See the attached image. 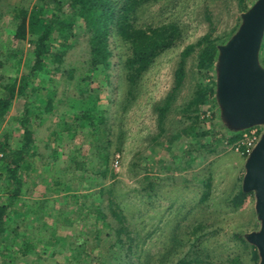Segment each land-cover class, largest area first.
Returning <instances> with one entry per match:
<instances>
[{
	"label": "trees",
	"instance_id": "obj_1",
	"mask_svg": "<svg viewBox=\"0 0 264 264\" xmlns=\"http://www.w3.org/2000/svg\"><path fill=\"white\" fill-rule=\"evenodd\" d=\"M160 1L162 0H36L30 7L20 5L9 8L16 46L0 49V127L14 103L18 100H23L24 103L17 108L14 117L18 123L14 132L17 134L10 130L0 140L4 153L0 165V264H12L11 259L19 255L28 257L29 261L39 258L37 241L43 244V252L48 248L53 249L51 257L67 254V258L60 264H153V257L146 249H142L144 238L137 229L130 226L114 199L115 193L106 188L104 182L114 175V171L110 169L111 159L114 152H121L119 147L124 139L123 125L119 123L123 116L114 118L111 109L113 76L116 77L115 84L120 80L126 90L122 103L128 102L138 91L141 76L157 58L175 47L183 36L181 27L174 22L144 26L138 24L147 7ZM74 34L79 39H86L85 61L79 68L82 69L79 75L75 74L77 68L65 70L64 67L65 56L74 48ZM27 36L33 37L30 40L31 48L27 52L32 63L24 73L18 75L21 44ZM207 39L208 37L204 38ZM218 46L212 42L206 44L199 55L200 67L211 69L218 64ZM120 48H126L127 53H122ZM193 51L194 47L189 45L181 55L184 58ZM98 73L103 74L104 78L94 86L95 81H92ZM41 74L47 75L48 83L45 88L46 96L39 98L36 93L43 87L36 80L40 79ZM57 76L60 79L66 78V84L69 80H75L73 96H67L63 92L56 100L57 89L53 84ZM183 78V68L179 67L176 86L180 85ZM209 91V87L199 86L187 105V114H184L191 123L187 134L201 139L210 136L201 146L202 149L223 142L231 143L242 136L241 132L217 135L213 126L210 130L196 133L200 115H206L209 111ZM169 106L167 102L159 108V120L164 118ZM126 109L127 104L123 107L124 111ZM56 114H61L62 121H58L50 133L55 144H46V148L50 150L48 161L37 166L38 142L32 122L38 121L41 125L46 118ZM68 114L71 115V120H63ZM115 121L119 123V129L114 134ZM100 131L106 133L104 141L90 139ZM163 131L162 128L160 133ZM13 139L18 142L16 148L10 145ZM62 155L66 158L63 166L58 163ZM32 170L40 171L37 181L45 183L43 185L47 187V191L55 190L60 194L63 190L59 187L66 179V174L74 173L78 174L75 175L78 180L93 181L98 190L89 191L88 195L81 197L72 195L70 199H73L74 209L68 211L63 208L58 211L54 201L49 202L45 197L39 206L28 205L27 216L22 210V205L25 207L27 201L23 198L21 189L23 177ZM47 172L50 177L44 180ZM204 186L209 189L210 181H205ZM105 195L107 203L102 200ZM208 196L209 194L204 193L200 202H205ZM248 196L249 193L240 187L229 202L238 207ZM91 197L101 199L97 203ZM26 216L33 232L20 231V225H24ZM80 224L85 229L84 237L73 234L69 236V241L60 237L56 239L58 230L67 228L75 231ZM195 228L201 229L202 234L194 235L193 232V236L186 242L174 235L173 245L164 249L159 264H169L170 259L174 258L172 253L177 257L170 264L202 262L204 254L201 246L207 233L201 223ZM17 241L20 248L15 252L13 248ZM186 245L188 250L178 253L177 249ZM252 248V256L257 258L255 247Z\"/></svg>",
	"mask_w": 264,
	"mask_h": 264
},
{
	"label": "rangeland",
	"instance_id": "obj_2",
	"mask_svg": "<svg viewBox=\"0 0 264 264\" xmlns=\"http://www.w3.org/2000/svg\"><path fill=\"white\" fill-rule=\"evenodd\" d=\"M35 1L0 0V49L16 46L13 40L12 16L8 14L9 8L20 5L30 7ZM258 2L259 0H162L147 7L138 20L139 25L174 22L181 27L183 36L175 47L157 58L141 76L138 91L128 102L122 103L126 97V90L120 80L115 84L116 77L113 76L111 109L114 118L123 116L119 123L123 125L124 139L119 147L121 152H114L111 159L110 169L114 171V175L104 182V186L115 193L114 199L130 226L141 233V237L144 238L142 249H146L153 257V264H159L164 249L171 248L174 235H178V239L183 242L192 237L193 232L194 235H201L203 231L195 228L199 223L204 226L207 236L201 246L204 260L198 264H260L258 249L254 246L257 253V258H254L253 244L249 240V237L258 233L262 226L257 212V193L250 192L246 201L238 207L229 200L240 187H243L247 171V159L250 155L243 146L245 139L243 134L257 129V138L260 140L264 126H253L244 131L233 130L219 95L220 67L216 65L208 69L199 66V55L210 42L219 45L216 59L217 63L221 61L222 48L235 38L245 16ZM77 34L73 36L74 48L64 58V67L65 70L70 67L77 68L75 74L79 75L82 70L79 68L85 61L86 39H79ZM205 37L208 39L204 40ZM31 39L33 37L27 36L21 44L22 55L17 65L18 75L24 73L32 63L27 56L31 48ZM189 45L194 47V51L183 58L181 53ZM120 51L127 53L126 48H120ZM258 64L264 70V35L258 52ZM179 67L183 68L184 78L180 85L176 86V72ZM8 68L10 69L9 65ZM114 73L116 74V68ZM59 77H56L53 84L57 89L56 100L63 92L67 96H73L75 80H69L66 84V78ZM94 77L95 80L92 81H95L94 86L104 78L100 73ZM39 78L36 82L43 88L36 94L40 98L46 96L48 78L46 74H41ZM199 86L209 87L208 93L211 96L208 102L209 111L206 115H200L199 123L197 122L200 128L197 126L196 133L210 130L213 126L217 135L241 132L242 136L239 139L202 149L201 146L210 139V136L201 139L187 134V128L191 123L184 114H187L185 113L187 105L194 98ZM167 102L170 104L169 110L164 118L159 120V108ZM22 103L23 100H18L12 106L10 114L0 127V140L10 130L17 134L14 132L18 123L14 117ZM126 104L127 109L124 111L123 107ZM60 115L46 118L41 125L38 121L32 122L38 142L36 148L39 158L37 157L35 162L37 166L48 161L50 150L46 148V144H55L50 133L54 125L62 121ZM66 119L71 120V115L68 114L63 120ZM119 123L115 121L114 134L119 129ZM162 128L164 131L160 133ZM90 139L104 141L106 133L100 131ZM17 144L16 139L10 142L12 148L18 147ZM64 158V155L60 157L59 165L66 164ZM38 172L40 171L32 170L23 177L21 192L27 201L25 207L22 205L25 215L29 211L28 205L39 206L45 197L49 202L54 201L58 211L62 210L61 208L68 211L74 209L73 199H70L72 195L81 197L84 194L88 195L89 191L98 190L97 184L93 181L78 180L75 176L78 174L74 173L66 174V179L64 178L63 184L59 187L63 190L60 194L55 190L47 191L45 183L37 181ZM49 175L47 172L44 180H48ZM205 181H210L209 189L204 186ZM204 193L209 196L205 202H200ZM100 199L97 197L95 200L99 203ZM107 199L106 195L102 198L105 201ZM49 212L52 214V210ZM27 216L24 225H20V231L25 233L33 232L28 225ZM77 229L75 231L60 229L57 232L59 235H55L56 239L60 237L69 241V236L73 234L82 237L85 231L83 225L80 224ZM36 246L40 249L39 258L33 256L35 259L29 261L28 257L19 255L11 259L12 264H60L67 258V254L51 257L50 252L53 249L48 248L43 252V244L38 241ZM183 247L177 249L178 253L182 254L188 250L187 245ZM19 248L20 243L17 241L13 251L17 252ZM172 255L174 258L170 259L169 264L177 257L174 253Z\"/></svg>",
	"mask_w": 264,
	"mask_h": 264
},
{
	"label": "water",
	"instance_id": "obj_3",
	"mask_svg": "<svg viewBox=\"0 0 264 264\" xmlns=\"http://www.w3.org/2000/svg\"><path fill=\"white\" fill-rule=\"evenodd\" d=\"M264 35V0L245 16L235 38L222 48L219 95L233 130L264 126V70L258 52ZM243 190L257 193V212L262 221L258 233L249 237L264 264V133L247 159Z\"/></svg>",
	"mask_w": 264,
	"mask_h": 264
},
{
	"label": "built area",
	"instance_id": "obj_4",
	"mask_svg": "<svg viewBox=\"0 0 264 264\" xmlns=\"http://www.w3.org/2000/svg\"><path fill=\"white\" fill-rule=\"evenodd\" d=\"M257 134H258L257 129L249 130L243 134V136L245 138V139H243L244 140L243 146H245V151L248 155H250L252 153V151L254 150V148L256 147V145L259 141L257 138ZM3 157H4V153H3L2 146L0 143V165H1V161H2Z\"/></svg>",
	"mask_w": 264,
	"mask_h": 264
},
{
	"label": "crops",
	"instance_id": "obj_5",
	"mask_svg": "<svg viewBox=\"0 0 264 264\" xmlns=\"http://www.w3.org/2000/svg\"><path fill=\"white\" fill-rule=\"evenodd\" d=\"M20 264H22V263H20Z\"/></svg>",
	"mask_w": 264,
	"mask_h": 264
}]
</instances>
